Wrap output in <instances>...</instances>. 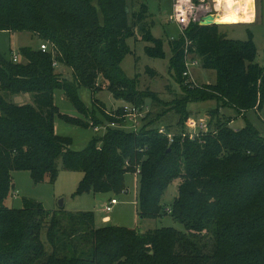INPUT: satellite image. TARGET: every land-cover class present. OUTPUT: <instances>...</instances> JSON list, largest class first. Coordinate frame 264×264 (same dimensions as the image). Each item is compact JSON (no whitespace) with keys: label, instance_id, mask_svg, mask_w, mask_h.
Returning a JSON list of instances; mask_svg holds the SVG:
<instances>
[{"label":"trees","instance_id":"trees-1","mask_svg":"<svg viewBox=\"0 0 264 264\" xmlns=\"http://www.w3.org/2000/svg\"><path fill=\"white\" fill-rule=\"evenodd\" d=\"M134 2L136 11L124 0H0V30L27 31L48 44L47 51L20 47L17 61L0 54V264H264V137L249 124L235 130L230 121H216L195 137L185 133L190 102L214 99L238 113L264 107V68L255 62L252 35L231 39L219 29L224 24H190L170 44L168 71L180 92L167 100L140 88L139 77H127L120 67L133 35L148 43V56H164L162 42L150 33L146 5ZM185 49L204 69L215 70V83L186 81ZM145 72L158 75L149 67ZM99 78L114 99L137 106L149 100V111L138 130L108 126L73 150L70 138L54 132L55 115L81 127L124 123L120 106L111 111L97 103ZM82 86L92 95L89 108L78 96ZM57 91L84 121L59 111ZM18 93H29L32 102L14 103ZM59 158L67 170L82 172L77 194L120 191L137 166L141 218L164 217L163 194L178 181L170 217L183 230L96 227L91 211H51L33 199L18 209L5 205L11 170L29 171L34 183H52ZM45 218L50 252L41 239ZM81 242L89 244L85 250Z\"/></svg>","mask_w":264,"mask_h":264},{"label":"rangeland","instance_id":"rangeland-1","mask_svg":"<svg viewBox=\"0 0 264 264\" xmlns=\"http://www.w3.org/2000/svg\"><path fill=\"white\" fill-rule=\"evenodd\" d=\"M130 11L133 8L138 10L139 5H135L134 0H124ZM173 0H142L146 5L148 13L151 15L152 25L150 33L153 37L162 42L164 56L162 58H153L147 55L145 46L147 42L136 39L135 35L126 40L127 47L130 52L120 62V67L124 74L133 78L139 77V87L149 88L153 91L161 93L162 98L170 100L174 98V93H179L180 88L172 75L168 71V62L171 55L170 44L182 38L183 31L174 21L170 20L172 14ZM212 3L213 0H208ZM254 16L251 23L235 22L236 24H224L220 27V31L227 34L228 38L247 40L249 33L252 35V41L256 49L255 62L262 64L263 48H264V0H252ZM141 2V0H140ZM149 22V19L147 20ZM220 24L226 22H219ZM247 23V22H246ZM137 34V32H135ZM44 40L27 31H7L0 30V54L10 59L13 54L19 58V49L23 46L38 48ZM19 60V59H18ZM20 61L24 58L20 57ZM153 68L158 75L151 77L145 72V69ZM57 72H68L66 68H56ZM193 78L196 85L213 84L216 82V72L214 69H204L199 63L191 67ZM96 84L101 86V90L96 94L101 106L107 110H115L122 105L120 100L113 98L112 94L106 90V81L101 78L97 79ZM78 96L86 107H91L92 95L87 87L78 89ZM11 100L16 104L31 103L29 93H18L11 96ZM54 104L61 113L69 116H77L79 120L84 121L83 115H80L71 104L66 101L57 91L53 94ZM149 105V100H146ZM162 108V107H161ZM161 108L159 110H161ZM188 110L191 111L189 118H194L198 123L203 121L207 124V131L214 128L216 121L224 123L229 122L233 129H241L247 124L255 128L259 135L264 137V107L261 110L250 109L246 112L238 113L230 105L224 106L222 102L214 99L190 102L187 104ZM207 113H210L208 116ZM171 117V113L168 114ZM188 118V119H189ZM187 119V120H188ZM186 120V121H187ZM54 132L60 136L70 138V148L73 150L84 149L89 141L100 136L102 131L96 132L91 127H81L63 121L56 115L53 120ZM57 177L54 182H48V179L39 183H34L31 173L27 170H11L10 177L12 185L4 200L8 207L15 209L23 206L24 199H33L42 204L45 209L63 210L65 213H76L81 211H91L94 215V224L96 227L101 226H122L126 228L136 229L141 233H145L155 228L163 226H171L178 230H183V225L174 221L170 217L171 204L177 193V183H171L165 190L162 198V204L167 209L164 217L141 218L138 214L137 194L139 187L138 167L134 166V170L129 171L124 178V186L120 191H112L109 193L94 192L92 190L76 193V187L82 177V172L71 171L64 168L62 160L59 158L56 162ZM15 194V196H14ZM115 198L117 204L113 205L110 212L104 211V206L110 199ZM48 226V218L44 219L41 229V239L45 243V247L50 252V246L45 239V232ZM203 238L208 243L206 249L211 245L207 233H203ZM89 244L80 243L81 249H86ZM150 247H147L149 250ZM152 253V251H148Z\"/></svg>","mask_w":264,"mask_h":264},{"label":"built area","instance_id":"built-area-1","mask_svg":"<svg viewBox=\"0 0 264 264\" xmlns=\"http://www.w3.org/2000/svg\"><path fill=\"white\" fill-rule=\"evenodd\" d=\"M217 2L215 0L210 3L208 0H173L172 1V14L170 15V20L174 21L178 26L184 30L192 23H196L201 25V21L203 17L206 15H211L214 17L218 13V9L216 7ZM213 22V21H212ZM214 23V22H213ZM191 42L186 40V45L188 46ZM39 48L42 51L48 50V44L42 42L39 45ZM12 60L17 61L18 57L13 54ZM184 62H185V71L183 75L186 76V81L189 82L191 85L195 86L196 82L193 78V74L191 71V67L196 66L199 63V59L192 53L185 49L184 53ZM261 67L264 68V48H263V58L262 64H259ZM53 66L56 67V62H53ZM122 109V119L124 121L123 124H116L114 122L109 123L108 125H98L94 126L93 130L96 132H104L106 128L109 127H123L130 130H138L142 124V121L149 111V106L147 104H142L140 106L131 104V103H122L120 106ZM207 131V124L203 121L197 122L194 118H189L186 121V132L190 137H195L202 132ZM160 133H166L164 127L159 128ZM169 141H172L173 135L171 133H167ZM137 173L139 170L137 169ZM15 196V194H14ZM117 204V200L112 198L109 200L108 203L104 206L105 212H110L113 208V205Z\"/></svg>","mask_w":264,"mask_h":264},{"label":"bare ground","instance_id":"bare-ground-1","mask_svg":"<svg viewBox=\"0 0 264 264\" xmlns=\"http://www.w3.org/2000/svg\"><path fill=\"white\" fill-rule=\"evenodd\" d=\"M218 13L212 17L214 23L251 22L254 16L252 0H215Z\"/></svg>","mask_w":264,"mask_h":264},{"label":"water","instance_id":"water-1","mask_svg":"<svg viewBox=\"0 0 264 264\" xmlns=\"http://www.w3.org/2000/svg\"><path fill=\"white\" fill-rule=\"evenodd\" d=\"M212 24H220V23H213L211 15H206L205 17H203V19L201 21V26H208V25H212Z\"/></svg>","mask_w":264,"mask_h":264},{"label":"crops","instance_id":"crops-1","mask_svg":"<svg viewBox=\"0 0 264 264\" xmlns=\"http://www.w3.org/2000/svg\"><path fill=\"white\" fill-rule=\"evenodd\" d=\"M253 2H254V1H253ZM254 9H255V7H254ZM217 14H219V13H217ZM254 19H255V17H254ZM254 19H253V21H254ZM251 22H252V21H251ZM251 22H247V23H244V24H248V23H251ZM223 24L230 25V24H236V23H223ZM207 115L209 116L210 113H207Z\"/></svg>","mask_w":264,"mask_h":264}]
</instances>
